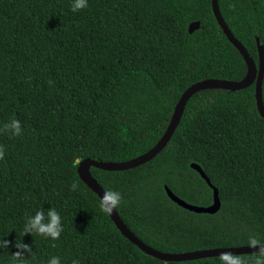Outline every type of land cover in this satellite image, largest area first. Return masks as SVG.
I'll list each match as a JSON object with an SVG mask.
<instances>
[{
	"label": "trees",
	"instance_id": "1",
	"mask_svg": "<svg viewBox=\"0 0 264 264\" xmlns=\"http://www.w3.org/2000/svg\"><path fill=\"white\" fill-rule=\"evenodd\" d=\"M0 0V127L12 118L23 134L0 135V240L23 242L25 264H221L219 257L164 262L125 239L99 197L77 174L86 158L124 162L164 134L180 95L205 79L243 80L247 65L227 40L211 0ZM233 37L258 66L264 49V1L217 0ZM199 22L198 30L187 32ZM264 105V74L261 84ZM213 215L182 209L208 206ZM101 188L121 193L116 212L144 244L164 253L264 242V118L254 84L238 91L207 88L187 101L166 146L136 168H90ZM76 182V191L70 185ZM55 208L64 231L52 241L23 235L27 216ZM14 246L0 248L12 264ZM249 262L253 254L239 255Z\"/></svg>",
	"mask_w": 264,
	"mask_h": 264
},
{
	"label": "water",
	"instance_id": "2",
	"mask_svg": "<svg viewBox=\"0 0 264 264\" xmlns=\"http://www.w3.org/2000/svg\"><path fill=\"white\" fill-rule=\"evenodd\" d=\"M264 1V0H263ZM211 11L213 16L221 28L223 34L227 38V40L239 51L242 55L248 71L243 80L240 81H230V80H220V79H205L198 81L191 86H189L183 93L180 95L177 100L174 111L171 117V120L161 138L157 141V143L149 149L144 154L124 161V162H99L89 158L83 159L78 163L77 166V174L80 180L91 189L99 199L103 197L104 190L97 183V181L91 176L90 168H96L103 171L109 172H117L124 171L136 168L140 165L145 164L146 162L152 160L168 143L172 134L174 133L180 118L183 114L184 107L190 97L197 91L207 89V88H220L231 91H238L244 88H247L251 84H254V98L257 112L260 117L264 118V105L262 102V93H261V84L264 74V49L263 46L260 45L259 40L256 38V46H257V54H258V66H256L252 60V58L247 54L245 48L241 45L239 41H237L228 27L226 26L224 20L221 17L218 2L217 0H211ZM199 22L195 21L188 25L187 32L192 34L194 31L198 30ZM190 168L196 171L200 177L205 181L208 187L212 190V203L208 206H196L189 203H186L182 199L175 196L167 187H164L165 193L167 197L175 203L177 206L181 207L190 212H194L196 214H209L213 215L219 211L220 208V200L218 197V190L215 188L201 170V168L194 163L190 164ZM111 221L114 223L116 228L120 231L122 236L127 239L131 244L136 246L141 252L144 254L156 258L158 260L164 262H185L192 261L204 258H215L219 257L221 253L230 252L236 255H245V254H254L259 251V248H251L247 246H238V247H225V248H212V249H203V250H195L190 252H182V253H164L157 251L146 244H144L141 240H139L122 222L119 218L116 210L114 209L112 214L109 215Z\"/></svg>",
	"mask_w": 264,
	"mask_h": 264
},
{
	"label": "clouds",
	"instance_id": "3",
	"mask_svg": "<svg viewBox=\"0 0 264 264\" xmlns=\"http://www.w3.org/2000/svg\"><path fill=\"white\" fill-rule=\"evenodd\" d=\"M88 7V0H73L71 4L72 12H79ZM8 135L12 137H20L23 134V128L21 122L12 118L8 122L4 123L0 127V135ZM5 159V148L0 145V160ZM79 185L73 182L70 185L72 191H76ZM121 193L114 190H105L104 195L100 198L99 208L102 212L111 215L113 210L117 209L122 202ZM64 231L61 216L55 208L49 209L45 212L43 209L38 210L32 216L26 217V222L23 229V235L25 234H35L44 237L45 239H50L56 241L60 239L61 233ZM248 246L251 248H259L257 253L253 254L252 260L242 258L239 255L224 252L219 256L221 264H264V242H262L256 234H249L248 236ZM10 246H14L16 251L12 253L11 259L12 264H25L26 258L25 254H29L30 257L33 255L31 246L23 242H15L13 245L9 240H0V248L8 249ZM47 264H60V258L53 256L51 257ZM72 264H80L79 260H73Z\"/></svg>",
	"mask_w": 264,
	"mask_h": 264
}]
</instances>
